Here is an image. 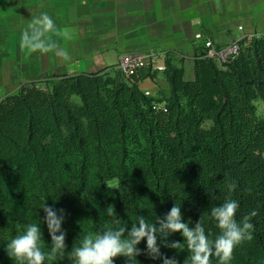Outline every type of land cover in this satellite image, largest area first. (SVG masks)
Segmentation results:
<instances>
[{
	"label": "trees",
	"instance_id": "16d2710c",
	"mask_svg": "<svg viewBox=\"0 0 264 264\" xmlns=\"http://www.w3.org/2000/svg\"><path fill=\"white\" fill-rule=\"evenodd\" d=\"M195 48L192 80L167 52V98L146 94L139 78L130 82L109 66L58 75L46 88L27 81L0 101V264H16L6 244L30 223L41 225L43 250H49L44 201L65 210L68 245L62 258L46 264H74L70 251L79 246L78 235L112 226L109 205L131 225L137 215L155 223L177 204L190 227L202 216L214 239L220 230L210 209L226 199L240 203L238 221L257 213L252 238L234 248L229 264H264V116L254 104H264V34L224 65ZM113 179L118 186L105 184ZM173 241L183 237H167ZM161 251L190 264L186 244ZM210 261L219 264L217 257Z\"/></svg>",
	"mask_w": 264,
	"mask_h": 264
},
{
	"label": "crops",
	"instance_id": "0c3cea01",
	"mask_svg": "<svg viewBox=\"0 0 264 264\" xmlns=\"http://www.w3.org/2000/svg\"><path fill=\"white\" fill-rule=\"evenodd\" d=\"M45 13L61 34H46L54 49L32 52L22 47L21 36ZM199 31L220 46L263 35L264 0H0V101L12 85L48 69L70 75L98 71L128 52H172V63L192 80ZM138 78L146 94L170 96L164 73L151 76L143 69Z\"/></svg>",
	"mask_w": 264,
	"mask_h": 264
},
{
	"label": "clouds",
	"instance_id": "9594fccd",
	"mask_svg": "<svg viewBox=\"0 0 264 264\" xmlns=\"http://www.w3.org/2000/svg\"><path fill=\"white\" fill-rule=\"evenodd\" d=\"M49 33L61 34L52 18L46 13L34 17L22 33V47L32 52H48L54 49L55 45L46 39V34ZM58 54L68 58L66 52ZM236 186L234 182L230 183L229 191ZM209 195L214 196L212 193ZM41 208L44 213L42 223L47 226L51 240L50 248L47 252L43 250L41 225L30 223L23 234L17 235L6 244L7 255L16 264H46L48 260L62 258L68 252L67 230L62 227L66 218L65 210L49 206L45 201ZM239 209L240 203L234 199H226L210 209V219L220 230V234L213 239L210 232L206 233L202 216L190 227L191 221L184 220L181 206L177 204L162 217L157 216L155 223H150L145 216L137 215L131 225L109 205L107 215L112 217V226L106 230H97L95 234L78 235L79 246L71 248L70 257L74 264H115L116 258H123L125 264H137V258L144 255L152 261L161 260L162 264H177L175 259L165 256L161 248L177 249L186 244L191 253L190 264H211L210 258L213 256L219 259V264H229L234 248L244 240L252 238L254 225L251 219L257 215L256 211H252L238 221L236 217ZM174 233L183 237V243L166 242L167 237ZM142 242L144 248L139 247Z\"/></svg>",
	"mask_w": 264,
	"mask_h": 264
},
{
	"label": "built area",
	"instance_id": "2783aa9c",
	"mask_svg": "<svg viewBox=\"0 0 264 264\" xmlns=\"http://www.w3.org/2000/svg\"><path fill=\"white\" fill-rule=\"evenodd\" d=\"M254 37H245L220 46L206 33L199 31L195 34V42L197 43V47H202L204 57L213 59L219 65H224L235 60L243 46ZM244 39H247V42L242 44L241 41ZM166 58V53L154 50L128 52L120 57L118 67L130 82H135L140 77V72L143 69H149L153 74L164 73L166 70Z\"/></svg>",
	"mask_w": 264,
	"mask_h": 264
},
{
	"label": "rangeland",
	"instance_id": "374dc122",
	"mask_svg": "<svg viewBox=\"0 0 264 264\" xmlns=\"http://www.w3.org/2000/svg\"><path fill=\"white\" fill-rule=\"evenodd\" d=\"M109 66H114L112 68H109V72L111 74H113V75L115 74V72L120 71L119 68H118V66H117V64H113V65H109ZM187 68L189 69L190 67L188 66ZM58 75H63V74H60V70L58 69V67H56V68L48 69L45 72H43V73H41V74H39V75H37L35 77H32L28 81H35V82H37V84L40 87L46 88L47 81L53 80ZM23 83L24 82H21V83H17L15 85H12V87L8 90V92H6L7 93L6 96L9 95V94L16 93L19 90L20 86ZM254 104L257 107V113H258V115L263 117L264 116V104H263V102L260 101V100H256ZM105 184L107 186L116 187V186H118L119 182H118L117 179H113V180L106 181Z\"/></svg>",
	"mask_w": 264,
	"mask_h": 264
}]
</instances>
